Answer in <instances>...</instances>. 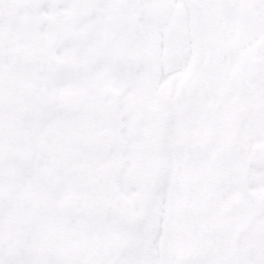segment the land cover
<instances>
[{
	"label": "snow or ice",
	"instance_id": "obj_1",
	"mask_svg": "<svg viewBox=\"0 0 264 264\" xmlns=\"http://www.w3.org/2000/svg\"><path fill=\"white\" fill-rule=\"evenodd\" d=\"M0 264H264V0H0Z\"/></svg>",
	"mask_w": 264,
	"mask_h": 264
}]
</instances>
